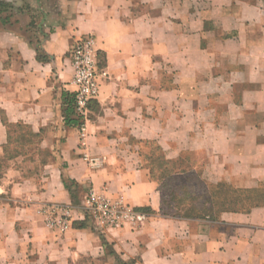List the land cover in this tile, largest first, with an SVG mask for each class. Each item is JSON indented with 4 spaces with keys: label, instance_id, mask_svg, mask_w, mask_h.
<instances>
[{
    "label": "crops",
    "instance_id": "1",
    "mask_svg": "<svg viewBox=\"0 0 264 264\" xmlns=\"http://www.w3.org/2000/svg\"><path fill=\"white\" fill-rule=\"evenodd\" d=\"M13 3L0 159L16 127L34 145L1 171L0 264H264V205L229 202L230 187L264 188V0H67L37 38ZM87 34L106 75L81 140L69 54ZM89 190L143 220L98 226ZM59 206L64 229L47 223Z\"/></svg>",
    "mask_w": 264,
    "mask_h": 264
},
{
    "label": "built area",
    "instance_id": "2",
    "mask_svg": "<svg viewBox=\"0 0 264 264\" xmlns=\"http://www.w3.org/2000/svg\"><path fill=\"white\" fill-rule=\"evenodd\" d=\"M72 83L75 86L73 94V116L76 120L78 135L82 140L87 133L90 102L99 93L100 79L106 75L100 65L99 53L93 34L78 37L71 50ZM82 206L88 216L93 218L98 226L118 227L127 221H141L143 214L136 213L119 199H111L104 192L89 190L82 201ZM52 212L47 223L64 229L69 225V210L59 206Z\"/></svg>",
    "mask_w": 264,
    "mask_h": 264
},
{
    "label": "rangeland",
    "instance_id": "3",
    "mask_svg": "<svg viewBox=\"0 0 264 264\" xmlns=\"http://www.w3.org/2000/svg\"><path fill=\"white\" fill-rule=\"evenodd\" d=\"M7 1L12 2L13 0H7ZM21 1H22L21 5L28 12V16H32L40 19L38 23H35L33 25V29L29 28L26 30V35H29L34 38H37L39 32L41 33L43 28L47 27V25L49 24L53 14H55V12H53L54 11L53 9H58V7H60L62 4H66L67 2V0H21ZM50 10L52 11V13ZM15 16L14 18H16ZM35 29H37L36 32ZM13 131L15 132V134L18 135L16 137L11 138L10 140L11 141L10 144L12 145L11 147L13 148V151L7 153L5 158L0 159V175H1V171L5 169V165L8 157H12L13 155H15V150L27 144L34 145V138L29 137L30 131L27 127L19 126L14 128ZM21 134L23 136H20ZM185 192H186L185 195L180 190H177L176 193L179 195L180 198L183 197L184 198L183 201L186 203V206H189V203L191 201L190 200L191 193L188 188L185 189ZM171 193L174 195L175 191L172 189ZM54 211L55 210L53 209L52 212L54 213ZM52 212L48 214L49 215L48 218L52 216Z\"/></svg>",
    "mask_w": 264,
    "mask_h": 264
},
{
    "label": "trees",
    "instance_id": "4",
    "mask_svg": "<svg viewBox=\"0 0 264 264\" xmlns=\"http://www.w3.org/2000/svg\"><path fill=\"white\" fill-rule=\"evenodd\" d=\"M13 7H14L13 1L9 2L7 0H0V13L3 11H8ZM9 17H10L9 15L6 16L4 20L5 21H7V19L9 20ZM185 189L187 188H184L183 193H186ZM229 192H230L229 202L231 204L239 205L244 208L249 207L251 205H264V188L262 186H259L258 188H254V189L243 190V191L235 190L230 187ZM190 193L192 192L190 191ZM191 197L193 196L190 195V198ZM181 201H183V199Z\"/></svg>",
    "mask_w": 264,
    "mask_h": 264
}]
</instances>
